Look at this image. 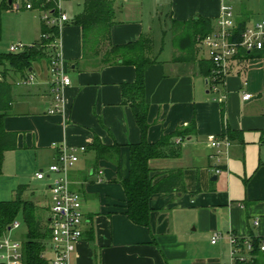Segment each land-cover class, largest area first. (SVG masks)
<instances>
[{"label": "crops", "instance_id": "crops-1", "mask_svg": "<svg viewBox=\"0 0 264 264\" xmlns=\"http://www.w3.org/2000/svg\"><path fill=\"white\" fill-rule=\"evenodd\" d=\"M75 1L82 5L78 16L84 11V0ZM112 3L109 46L140 37L152 41L154 63L145 71L149 125L145 139L156 143L175 133L181 137L172 138L179 150L176 158L150 161L151 177L157 183L169 172L181 171V190L150 197L146 227L124 215L125 195L119 181L128 175L129 146L140 143L141 134L130 107L122 104L121 85L133 83L136 71L129 65H97L99 58L84 60L81 28L73 24L76 16L62 31L65 69L71 79L63 92L62 110L47 113L52 95L45 61L29 70L34 84L13 88L3 126L16 133V149L4 153L0 180L12 197L19 185L27 186L26 200L33 197L35 182H45L48 196V182L34 176L56 161L52 144L84 146L70 172L71 188L81 197L85 217L71 264H228L229 235L264 239V49L241 51L229 61L220 90L225 100L220 104L201 74L200 62L209 60L200 39L192 45L174 33L172 23L203 18L214 28L221 7L229 6L235 23L245 20L246 26L264 21V0ZM0 9L9 10L4 1ZM244 94L251 99L243 101ZM209 136L230 142L218 163ZM94 141L119 146L118 155L93 149ZM215 166L221 169L219 174ZM215 234L218 241L211 244ZM249 264H264V253L255 254Z\"/></svg>", "mask_w": 264, "mask_h": 264}, {"label": "trees", "instance_id": "trees-1", "mask_svg": "<svg viewBox=\"0 0 264 264\" xmlns=\"http://www.w3.org/2000/svg\"><path fill=\"white\" fill-rule=\"evenodd\" d=\"M113 3L109 0H84V11L73 19V24L81 28L83 59H101L97 65L122 64L133 66L136 78L133 83L121 85L122 104L130 107L134 121L141 134L138 144L129 146V170L125 179L119 181L125 195L124 215L138 226L149 224L151 209L149 199L154 194L180 191L182 186L181 171H171L166 179L153 183L150 161L162 158H176L178 148L174 147L173 137H181V133L163 136L156 143H148L145 139L148 123V104L144 97L145 71L154 63L150 56L152 41L149 37H140L136 41L124 45L109 46V33L113 25ZM245 20L237 22L235 39L245 27ZM173 31L191 41L211 33L214 28L211 22L198 18L188 22H173ZM43 27L41 26V31ZM46 43L39 41L25 47L24 51L12 54H0V174L4 153L16 149V133L4 130V119L10 113L13 88L16 82L26 77L34 63H49V52ZM201 74L208 77L211 63L200 62ZM92 148L103 149L117 156L119 146L106 147L94 141ZM27 186L19 185L13 191V198L0 201V235L9 225L20 218L24 226L21 236L23 264H47L44 248L48 238L47 220L40 217L39 207L23 195ZM254 239V245L257 246ZM256 252V251H255Z\"/></svg>", "mask_w": 264, "mask_h": 264}, {"label": "built area", "instance_id": "built-area-1", "mask_svg": "<svg viewBox=\"0 0 264 264\" xmlns=\"http://www.w3.org/2000/svg\"><path fill=\"white\" fill-rule=\"evenodd\" d=\"M4 1L9 10H21L35 13L38 16L43 30L40 32V41L45 42L50 60L48 70L50 73V92L52 104L47 113H59L63 108V92L71 85L64 63L62 31L69 22L64 11V0H0ZM114 2L116 0H109ZM236 23L232 9L222 6L220 16L213 31L200 39L202 47L206 50L207 58L211 63L209 76L206 78L208 91L214 95V101L222 104L225 95L220 93L227 75L229 61L241 51L246 53L259 52L264 49V21H257L246 25L235 39ZM31 46V45H30ZM22 43L12 44L8 53L17 54L25 49ZM35 76L32 73L16 82L18 86L34 84ZM251 99V95L244 94L243 101ZM180 139L175 141L180 143ZM208 144L213 149V158L219 162L222 155H226L230 142L226 138L208 137ZM57 149L56 161L41 170L34 176L36 180L47 181L48 185V238L44 248V258L47 264H71V258L76 245L82 238L85 217L82 211L81 197L71 188L70 172L75 167L79 153L85 152L84 146L68 147L64 144H52ZM219 174L221 169L214 167ZM258 221L254 225L257 226ZM21 224L14 220L7 230L0 235V264H23L22 244L14 238L13 232L18 231ZM219 235H213L211 244L218 241ZM240 238L229 235V262L228 264H249L257 253H264V239ZM256 251V252H255Z\"/></svg>", "mask_w": 264, "mask_h": 264}, {"label": "rangeland", "instance_id": "rangeland-1", "mask_svg": "<svg viewBox=\"0 0 264 264\" xmlns=\"http://www.w3.org/2000/svg\"><path fill=\"white\" fill-rule=\"evenodd\" d=\"M7 10L8 9H0V54L6 53L8 47L12 44L21 42L22 44H34L40 41L41 24L35 13L26 12L24 10L19 12H10ZM64 11L69 20H72L79 12H82L81 2L79 1L78 4L75 0H64ZM3 181L4 180H0V201H9L13 197L11 191L6 189V185ZM44 185L45 182H35L34 186H36V189L33 190V197H29V199L39 207L42 220L47 219L48 215V196ZM16 220L21 224V228L13 232L12 235L14 238L21 240V236L25 230L20 218Z\"/></svg>", "mask_w": 264, "mask_h": 264}]
</instances>
